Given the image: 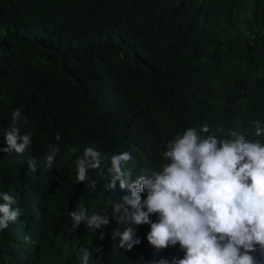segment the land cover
<instances>
[{
    "label": "trees",
    "instance_id": "16d2710c",
    "mask_svg": "<svg viewBox=\"0 0 264 264\" xmlns=\"http://www.w3.org/2000/svg\"><path fill=\"white\" fill-rule=\"evenodd\" d=\"M17 109L32 145L0 152V193L21 209L0 231V264H82L85 250L88 264L182 258L178 245L154 256L148 225L131 251L111 238L123 225L108 205L131 194L105 190L110 158L127 151L133 178L147 176L169 142L205 125L264 143L253 124L264 127V0H0V148ZM49 144L60 148L51 170ZM90 146L103 171L77 183L74 161ZM82 208L109 224L71 233L69 213Z\"/></svg>",
    "mask_w": 264,
    "mask_h": 264
},
{
    "label": "clouds",
    "instance_id": "9594fccd",
    "mask_svg": "<svg viewBox=\"0 0 264 264\" xmlns=\"http://www.w3.org/2000/svg\"><path fill=\"white\" fill-rule=\"evenodd\" d=\"M22 119L26 123L27 118L19 109L13 111L5 133L6 147L0 152L23 155L32 145L31 133L21 132ZM253 124L255 136H264L261 122ZM228 136L220 139L206 125L199 133L188 128L169 142L163 152L167 163L147 176L133 178L132 169L126 167L132 160L127 151L110 158V179L105 190L113 192L118 184L131 194L120 202L112 199L108 205L112 219L123 225L111 232L112 239H119L121 249L127 252L138 246L141 240L135 227L148 225L146 240L154 249V256L178 245L183 257L174 256L170 261L153 259L147 264H264V143L260 139L249 140L235 130H230ZM60 139L57 134L56 140ZM59 151L57 144L48 145L47 169H52ZM74 163L77 183L88 182L90 170L103 171L101 152L94 146L87 147ZM29 168L35 171V163L29 161ZM91 184L94 187L95 181ZM141 193L146 194L143 199ZM0 199L3 231L19 219L21 209L15 207L16 197L9 193H0ZM69 215L71 233L81 224L94 231L109 224L106 212L89 216L82 208ZM152 215L157 217L155 222L150 219ZM99 239H104L102 231ZM91 255L85 250L82 264H88Z\"/></svg>",
    "mask_w": 264,
    "mask_h": 264
}]
</instances>
